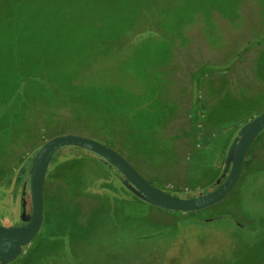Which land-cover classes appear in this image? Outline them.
<instances>
[{
  "label": "rangeland",
  "instance_id": "1",
  "mask_svg": "<svg viewBox=\"0 0 264 264\" xmlns=\"http://www.w3.org/2000/svg\"><path fill=\"white\" fill-rule=\"evenodd\" d=\"M263 110L264 0H0V202L20 167L64 133L110 145L164 190L197 195L220 176L239 128ZM67 160L78 162L79 194L98 193L95 180L114 173L69 148L50 167ZM0 224H20L1 203ZM37 234L21 256L37 257ZM120 240L91 255L264 264V131L223 200L175 213L153 240Z\"/></svg>",
  "mask_w": 264,
  "mask_h": 264
},
{
  "label": "crops",
  "instance_id": "2",
  "mask_svg": "<svg viewBox=\"0 0 264 264\" xmlns=\"http://www.w3.org/2000/svg\"><path fill=\"white\" fill-rule=\"evenodd\" d=\"M77 165L78 162L67 160L49 167L44 184L43 221L37 234V257L29 256L30 252L27 258L19 255L14 260L16 264H114L110 257L91 254L111 242H122L120 238L153 240L173 227L177 211L108 194H79ZM79 209L84 217H78ZM73 216L78 219L76 224L72 222ZM138 223L148 224L150 229L138 230ZM72 224L81 230H75ZM178 224L182 226L180 219ZM189 224L185 223L186 230L193 231L194 225Z\"/></svg>",
  "mask_w": 264,
  "mask_h": 264
},
{
  "label": "water",
  "instance_id": "3",
  "mask_svg": "<svg viewBox=\"0 0 264 264\" xmlns=\"http://www.w3.org/2000/svg\"><path fill=\"white\" fill-rule=\"evenodd\" d=\"M264 131V110L244 123L232 139L220 176L215 180V187L205 193L192 197L180 196L164 190L146 179L120 152L110 145L87 135L64 133L50 137L36 151L28 170V192L30 213L25 222L14 225L0 224V264H9L23 251V248L39 231L44 212V184L46 173L55 153L65 147H79L89 151L114 167L120 177L118 185L114 184L117 175L113 173L110 180L102 187H91L93 192H108L117 197H125L121 187L130 190L145 203L165 210L188 212L208 208L223 200L236 185L243 167L246 154L257 138ZM216 220L213 218L211 221Z\"/></svg>",
  "mask_w": 264,
  "mask_h": 264
},
{
  "label": "flooded vegetation",
  "instance_id": "4",
  "mask_svg": "<svg viewBox=\"0 0 264 264\" xmlns=\"http://www.w3.org/2000/svg\"><path fill=\"white\" fill-rule=\"evenodd\" d=\"M20 179L21 177H19V175H17L14 178V181H13L14 186L12 187L11 192L8 193V196L5 198L4 202H0V203L2 207H5L7 209L10 208L11 215L13 216L15 220H17V222L23 223L25 222L26 215L30 213L28 211L30 201L27 198V191L25 189H22L21 185L18 184V182L20 183ZM114 184L118 185V181L115 180ZM105 185H106L105 182H100V183L96 182L93 186L102 187ZM121 190L124 193H127V192L132 193L130 190H126V189L123 190L122 187H121Z\"/></svg>",
  "mask_w": 264,
  "mask_h": 264
},
{
  "label": "trees",
  "instance_id": "5",
  "mask_svg": "<svg viewBox=\"0 0 264 264\" xmlns=\"http://www.w3.org/2000/svg\"><path fill=\"white\" fill-rule=\"evenodd\" d=\"M68 148H69V149H72V150L74 151V155H77V156H84V157H92V158L98 160L100 163H102V164H104L105 166H107L109 169H112L113 172L116 173V175H117L116 177H114L116 181H117V177H120V178H121V175L119 174V172H118L114 167H112L108 162H106L105 160H103V159L100 158L99 156H97V155H95V154H93V153H91V152H89V151H86V150L81 149V148H79V147H65V148H61V149H59L57 152L64 151V150H66V149H68ZM57 152H56V153H57ZM32 158H33V157H32ZM32 158H31V160H30V162H29V166H28V168H27L26 170L23 169L25 165H23V166L20 167V169H19V171H20L19 177H21V179H20V183L18 182V184L21 185V188H22V189H25V187H26V182H28V179L24 177V173H26V171L29 170V167H30V164H31ZM112 178H113V175H112ZM112 178H111V179H112ZM106 180H110V179H106ZM97 181H98V180H95L94 183H96ZM214 186H215V185H212V186H210V187L205 188V189L202 191V193H205V192H207V191L213 189ZM25 190H28V186H27V189H25ZM27 192H28V191H27ZM100 194H103V193H100ZM104 194H108V195H110V196H114V197H116L115 195H111V194H109L108 192H104ZM131 194H132V193H131ZM176 194H179L180 196H186V197H192V196L195 195V194H193V193H187V194L176 193ZM125 195H126L125 197H121V198H123V199H129V198H131V195L129 196V194L125 193ZM133 195H134V194H132V196H133ZM118 198H120V197H118Z\"/></svg>",
  "mask_w": 264,
  "mask_h": 264
}]
</instances>
